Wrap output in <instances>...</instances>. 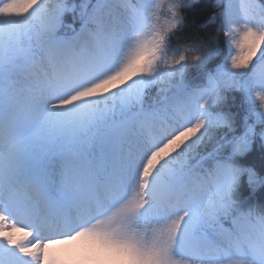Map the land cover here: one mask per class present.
Masks as SVG:
<instances>
[{"label":"snow or ice","instance_id":"6c2138e0","mask_svg":"<svg viewBox=\"0 0 264 264\" xmlns=\"http://www.w3.org/2000/svg\"><path fill=\"white\" fill-rule=\"evenodd\" d=\"M262 189L264 0H0V264H264Z\"/></svg>","mask_w":264,"mask_h":264},{"label":"trees","instance_id":"16d2710c","mask_svg":"<svg viewBox=\"0 0 264 264\" xmlns=\"http://www.w3.org/2000/svg\"><path fill=\"white\" fill-rule=\"evenodd\" d=\"M202 3H203V0H202ZM208 3H209V5H211L212 0H208ZM196 7L199 8L200 5H197ZM209 14H210V11L209 12H203L200 15H198L196 17L195 24L196 25L200 24L203 21V19ZM185 15L187 16L188 23L191 27H187L184 29L183 32H180L177 34V38H174L172 41V48L173 49L181 46L184 43H187L188 42L187 37L190 35L192 28L195 27V25L193 24L192 11L186 12ZM205 32H207L208 35L211 36V35L215 34V29H214V27L210 26L207 29L201 30L199 34L204 35ZM169 54H171V50H170ZM257 108H259V105H257ZM223 110L224 111H231L232 113L236 114L237 123H239L242 120V118L244 117L245 111H246V106L243 105L241 95L239 93L231 94L229 96V100H228L227 104L223 106ZM209 148H210V146H209ZM241 162L247 163V164H256L257 166H259L258 142H257L256 150L251 155H249L244 160H242ZM242 191H244L245 195L247 194L246 186ZM256 199H257V201L264 199V189L258 191Z\"/></svg>","mask_w":264,"mask_h":264},{"label":"rangeland","instance_id":"374dc122","mask_svg":"<svg viewBox=\"0 0 264 264\" xmlns=\"http://www.w3.org/2000/svg\"><path fill=\"white\" fill-rule=\"evenodd\" d=\"M14 235L20 237L22 233L15 232ZM48 250L50 252H55L61 260L79 258L83 254L80 241H75L71 245H68L67 243L49 245Z\"/></svg>","mask_w":264,"mask_h":264},{"label":"bare ground","instance_id":"6f19581e","mask_svg":"<svg viewBox=\"0 0 264 264\" xmlns=\"http://www.w3.org/2000/svg\"><path fill=\"white\" fill-rule=\"evenodd\" d=\"M75 241H70V242H67L68 245H71L73 244Z\"/></svg>","mask_w":264,"mask_h":264}]
</instances>
